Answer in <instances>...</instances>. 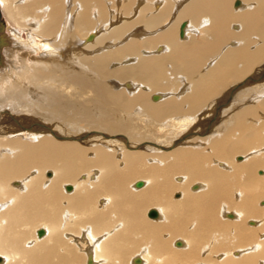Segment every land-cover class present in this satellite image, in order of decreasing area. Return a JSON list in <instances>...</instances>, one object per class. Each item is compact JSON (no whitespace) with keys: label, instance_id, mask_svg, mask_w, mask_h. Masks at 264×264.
I'll return each mask as SVG.
<instances>
[{"label":"bare ground","instance_id":"bare-ground-1","mask_svg":"<svg viewBox=\"0 0 264 264\" xmlns=\"http://www.w3.org/2000/svg\"><path fill=\"white\" fill-rule=\"evenodd\" d=\"M0 5V264H264V0Z\"/></svg>","mask_w":264,"mask_h":264},{"label":"water","instance_id":"water-1","mask_svg":"<svg viewBox=\"0 0 264 264\" xmlns=\"http://www.w3.org/2000/svg\"><path fill=\"white\" fill-rule=\"evenodd\" d=\"M9 25L6 23L4 17L2 16V12L0 9V66L3 64L4 62V55H3V49L9 44V38H8V29ZM142 184L141 181H136V185H140ZM148 215L150 217L156 218L159 215V212L157 211V209H150L148 212ZM180 244V242H179ZM136 262L139 261V259H135Z\"/></svg>","mask_w":264,"mask_h":264},{"label":"rangeland","instance_id":"rangeland-1","mask_svg":"<svg viewBox=\"0 0 264 264\" xmlns=\"http://www.w3.org/2000/svg\"><path fill=\"white\" fill-rule=\"evenodd\" d=\"M1 6V8H2V5H0ZM3 10H4V8H2ZM5 12V11H4ZM5 14H6V12H5ZM7 15V14H6ZM11 22V21H10ZM21 33V34H20ZM18 34H19V38L23 41V42H27V43H29V42H31L32 44H36V46H37V53H40L41 52V50H42V44H41V40L40 39H38V38H35L34 40L33 39H28V37L26 36V34H24V33H22V32H19L18 31ZM26 40V41H25ZM29 41V42H28ZM34 44V45H35ZM30 62H31V60L30 59H28V60H26V64H27V66H30L31 64H30ZM0 103L2 104V105H6V103L7 102H5V101H0ZM261 171H262V169H261Z\"/></svg>","mask_w":264,"mask_h":264}]
</instances>
